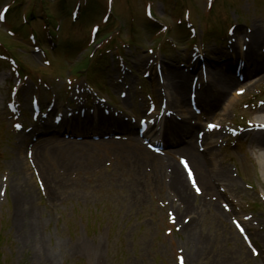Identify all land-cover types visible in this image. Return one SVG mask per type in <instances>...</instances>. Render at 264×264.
<instances>
[{"label": "rangeland", "instance_id": "1", "mask_svg": "<svg viewBox=\"0 0 264 264\" xmlns=\"http://www.w3.org/2000/svg\"><path fill=\"white\" fill-rule=\"evenodd\" d=\"M151 10L154 19L145 16ZM0 13V264H51L49 259L53 264H264V239L250 233L255 227L264 237V179L250 159L256 127L248 126L250 107L264 106V69L246 70L244 58L234 64L226 56L244 46L264 64V41L253 46L244 36L254 27L264 34V0H0ZM231 23L233 36L224 34ZM33 32L42 37L33 42ZM129 40L133 45H123ZM226 61L236 84L220 101L217 94L198 99L184 114L168 107L171 123L193 131L185 140L202 159L212 187L206 190L197 176L187 178L181 162L195 175L193 161L181 154V146L164 143L160 127L140 133L156 142L159 153L132 134H138L140 120L164 112L158 107L168 98L164 90L179 99L171 89L174 72L186 80L187 104L196 95L187 91L208 78V64ZM70 115L87 116L90 131L73 136L77 128L65 119ZM106 117L131 120L134 127L126 132L108 125ZM46 120L58 138L84 139L80 145L92 153L50 149L41 157L42 167L34 156L40 146H32L47 135L32 137L21 156L29 186L18 203L13 193L18 175L9 177L7 164L19 160L21 136L38 131ZM115 135L122 139L110 140ZM113 149L122 153L112 154ZM219 162L241 187L234 197L218 192ZM168 164L185 180L189 210L170 185ZM23 212L36 215V239L30 233L34 221ZM241 220L249 222L238 238L244 255L219 237L229 226L240 235L234 222ZM190 252L195 260H188Z\"/></svg>", "mask_w": 264, "mask_h": 264}, {"label": "bare ground", "instance_id": "2", "mask_svg": "<svg viewBox=\"0 0 264 264\" xmlns=\"http://www.w3.org/2000/svg\"><path fill=\"white\" fill-rule=\"evenodd\" d=\"M235 35V33H234ZM244 36H248L249 37V42L253 45V46H257V45H261L263 43V33L261 31H259V29H256L255 27L252 28V31L250 32L249 35H244ZM235 37V36H234ZM239 39L236 38V41H238ZM231 47L233 44H230ZM230 53L228 52V55H226L228 58H232V61L235 62L238 60V58H244L243 61L245 63V67L246 70L249 69V71H254L257 72L260 69H264V64H260L256 61V57L258 55V53L255 50L249 51V49L247 47L244 46H240L239 51L234 49L229 50ZM262 52L261 50L259 51V53ZM239 53V54H237ZM230 61H226L224 63H205L206 66L208 64L209 66V70L207 71L206 68V73H208V78L205 81H198L197 84H195L192 89L190 91L187 92H191V93H195L197 95V100L201 99L205 100V99H210V95L213 94H217V97H215L217 99V101H220L221 97L226 94L227 92H229L230 88L232 85L236 84V82L234 81L233 75L229 74L226 70H228V68H230L229 65ZM231 70V68L229 69ZM169 71V70H168ZM171 73H173L172 71H170ZM169 73V74H171ZM205 73V69H203V74ZM174 76H172V78H174L172 85H171V89L173 90V92H176L178 94L179 99L178 100H173L172 98H170V91L168 90H164L163 93L165 95L168 96V105L171 106L176 112H182L183 114L186 112L188 113V105L190 107V102L187 101L188 103L186 104V101L184 99V95H185V89H186V80L183 79L181 80V78L179 79L176 75V73H173ZM210 82V83H209ZM212 84H217L219 91H214V89L212 88ZM154 87L156 88L157 86L154 85ZM190 87V86H189ZM189 90V89H188ZM214 91V92H213ZM218 92V93H217ZM236 97V96H235ZM237 98V97H236ZM177 99V98H176ZM213 100V99H211ZM55 108H52L51 110H54ZM95 110L97 112L100 111V109L98 107H95ZM173 113V111H172ZM251 121L250 123L253 126H261L259 127L260 129L263 130H256V135H254L251 138V142H250V159L255 160V163L257 165V167L259 168L261 174H262V178L264 179V106H259V107H250L249 112H248ZM78 116H80V114H76ZM83 117V116H82ZM88 117L85 116L84 119H80V118H75V116L70 115L69 118H65L67 123H71L72 127H76V133H72L73 136H77L76 134H82L85 132H89L90 130L88 129V125L90 120H86ZM108 121V125L110 126H120V128H122V130L128 132L132 130L133 125L130 122H123L122 123H118L117 121H115L112 117H106ZM171 117H167V116H163L161 119H159V122H155L159 124V126L162 128V135L164 138V143H169L173 146H181L180 148H178V150L181 152V154H183L184 156L187 155V157H189L195 167H196V173H195V177L197 176L199 178V181L201 183V185L206 189L209 190L211 187V185L209 184L208 180L206 181V176L204 174V166L202 165L201 161L202 159H200L199 155H196L194 148L192 146V142H190L189 140H185L187 136H192L193 135V131L189 126L186 125H178L177 123H171V121L173 122V120H170ZM224 119L220 120L218 122V134L223 137L226 135V131L224 128ZM154 123L149 124L148 127L151 128L153 126ZM51 130H55L54 126H52L50 124V122L48 120L42 122V126L41 129H38V131H34L31 133V135H27V136H21V142L19 147L16 149V154L18 155L17 157H19V160H9L8 164H7V168L9 171L8 176L9 177H13L12 173H16V175H18L17 177V181H16V185L13 189V193L16 199V202L20 203V193L22 194H26V189L29 186V183L27 181L26 178V174H25V166H24V161L21 159V156H23L22 154L24 153L23 149L25 147H29L32 144H29L30 140H32V137L37 138L39 136H43L41 135L42 132H44L43 134H46L47 137H40L39 139H37V141L34 143V145L32 146L33 148H35L36 146H40L38 148V151L36 152V154H34L36 162L38 161L39 165H41L43 167L42 164V160L41 157L46 153V152H50L51 150L55 151V153H64L66 151H71V152H75L76 153H80V152H89L92 153V150L90 149V147L88 148L87 146H83L80 145L81 144H85L82 140H64L63 138H58L56 136L57 131L55 132H51ZM58 136H60V133L57 132ZM192 134V135H191ZM132 139L134 138L135 140H139L140 142H145V139L140 138L138 135L132 134ZM200 138V137H199ZM33 139V140H34ZM107 140H109L110 138H106ZM105 139V140H106ZM122 137H119L117 135L111 137L110 140H121ZM197 141V140H196ZM74 142H78V146L74 145ZM35 146V147H34ZM45 147V148H43ZM37 149V148H36ZM51 149V150H50ZM114 151L112 154H116V153H122V151L120 149H113ZM123 150V149H122ZM130 152V151H129ZM183 152V153H182ZM136 152L132 151V154H135ZM186 155H185V154ZM14 158V157H13ZM15 159V158H14ZM220 166L218 167V172H217V188H218V192L221 196L226 195L225 193H227L230 197L231 196H236L237 193H239L241 191V187L238 184V182L235 180V178L233 177V175L229 172V169L225 166V164H223V162H219ZM168 168H171L169 177H170V185L178 192V194L184 196L185 200H184V204H186V209H191L189 201L187 199V189L184 185L185 180L182 179L180 173L175 170L173 167L170 166V164L167 165ZM213 179V178H212ZM211 179V180H212ZM215 182H213V185L216 184ZM228 195L226 196V199H228V201L231 202L230 198H228ZM24 201V199H23ZM25 201H27V199H25ZM28 202V201H27ZM27 202L23 203L22 205H24L25 207H28ZM201 208V207H200ZM218 213H221L220 216H222V211L219 210ZM29 215H30V220L34 221V225L30 231L31 235H33L34 239H36L37 233L39 232V225L37 224V220L35 219L36 215L34 214H28L26 215L25 212H23V217H25V219H29ZM219 216V217H220ZM218 217V218H219ZM221 220V219H219ZM235 225L237 226V230L238 227L240 228V226L243 228V230L247 231V229L249 228V222L247 220H241V221H235L234 222ZM245 227H243V226ZM220 229V228H219ZM221 230V229H220ZM239 231V230H238ZM250 233L251 236L254 237L253 239L256 240H262L264 239V237L262 236V234L257 233V228L255 227H250ZM242 235H238L236 234L232 228L226 227V229L222 228L221 233H220V238L224 239V241H227L229 243H233L234 248L236 249V252L239 255H244L245 254V248L242 246V243L239 241V237ZM213 238V237H212ZM40 241V240H39ZM223 242V241H222ZM43 245H41V247L39 246V251L43 253L44 248H42ZM205 246L203 245H199V249H203ZM196 256L190 252L188 254V260H195ZM50 263L53 264V259H49Z\"/></svg>", "mask_w": 264, "mask_h": 264}, {"label": "snow or ice", "instance_id": "3", "mask_svg": "<svg viewBox=\"0 0 264 264\" xmlns=\"http://www.w3.org/2000/svg\"><path fill=\"white\" fill-rule=\"evenodd\" d=\"M2 18H3V13H0V19H2ZM17 127H19V125H17ZM209 127L211 128L212 125H209ZM189 175H191V172H190V171H189ZM193 183H195V181H193ZM196 191L199 192L200 189L197 187V188H196Z\"/></svg>", "mask_w": 264, "mask_h": 264}]
</instances>
